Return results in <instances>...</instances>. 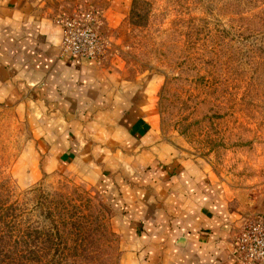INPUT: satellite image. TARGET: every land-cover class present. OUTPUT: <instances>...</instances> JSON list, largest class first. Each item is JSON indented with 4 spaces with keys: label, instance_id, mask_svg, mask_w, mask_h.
Returning <instances> with one entry per match:
<instances>
[{
    "label": "rangeland",
    "instance_id": "obj_1",
    "mask_svg": "<svg viewBox=\"0 0 264 264\" xmlns=\"http://www.w3.org/2000/svg\"><path fill=\"white\" fill-rule=\"evenodd\" d=\"M24 2L56 17L90 11L102 58L150 81L164 139L210 176L239 220L264 212V0ZM27 137L0 105V206L14 216L24 263L119 264L106 189L67 166L32 177Z\"/></svg>",
    "mask_w": 264,
    "mask_h": 264
},
{
    "label": "crops",
    "instance_id": "obj_2",
    "mask_svg": "<svg viewBox=\"0 0 264 264\" xmlns=\"http://www.w3.org/2000/svg\"><path fill=\"white\" fill-rule=\"evenodd\" d=\"M56 16L0 0V105L26 126L32 177L67 166L113 205L119 264H242V220L157 126L150 81L113 56L59 54ZM27 158V159H26Z\"/></svg>",
    "mask_w": 264,
    "mask_h": 264
},
{
    "label": "built area",
    "instance_id": "obj_3",
    "mask_svg": "<svg viewBox=\"0 0 264 264\" xmlns=\"http://www.w3.org/2000/svg\"><path fill=\"white\" fill-rule=\"evenodd\" d=\"M61 28L59 54L73 60L99 61L104 53L102 39L90 11H74L56 17ZM233 256L242 264H264V212L242 224L235 238Z\"/></svg>",
    "mask_w": 264,
    "mask_h": 264
},
{
    "label": "trees",
    "instance_id": "obj_4",
    "mask_svg": "<svg viewBox=\"0 0 264 264\" xmlns=\"http://www.w3.org/2000/svg\"><path fill=\"white\" fill-rule=\"evenodd\" d=\"M13 217L0 206V264H25L21 256V236L13 226Z\"/></svg>",
    "mask_w": 264,
    "mask_h": 264
}]
</instances>
